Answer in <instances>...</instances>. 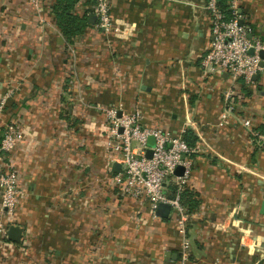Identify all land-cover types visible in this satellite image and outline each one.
I'll list each match as a JSON object with an SVG mask.
<instances>
[{
	"label": "crops",
	"instance_id": "obj_1",
	"mask_svg": "<svg viewBox=\"0 0 264 264\" xmlns=\"http://www.w3.org/2000/svg\"><path fill=\"white\" fill-rule=\"evenodd\" d=\"M57 1L42 0L37 15L0 0V139L11 125L23 136L0 153L22 190L13 220L1 219L22 237L0 238V264H264V148L243 125L264 135V69L239 80L219 127L232 81L200 68L212 41L206 0H108L107 32L92 1L78 0L74 11L95 18L71 42ZM235 1L264 40V0ZM103 107L138 108L144 127L195 138L186 261L172 215L153 219L113 187Z\"/></svg>",
	"mask_w": 264,
	"mask_h": 264
},
{
	"label": "built area",
	"instance_id": "obj_2",
	"mask_svg": "<svg viewBox=\"0 0 264 264\" xmlns=\"http://www.w3.org/2000/svg\"><path fill=\"white\" fill-rule=\"evenodd\" d=\"M35 14L41 12L42 0H25ZM93 14L96 17V27L102 31L111 29L110 5L108 0H91ZM218 0H206L205 9L211 17L212 41L200 60V68L204 74L218 75L226 73L232 81V87L223 95L224 113L221 121L233 113L234 87L239 80L245 84L252 82L255 75L264 69V40L252 36L251 28L244 25V18L237 11L236 1L230 3L231 17L227 18L219 9ZM242 21L239 25L238 21ZM253 53H249V50ZM263 66H260V63ZM12 93V89L9 90ZM102 117L108 123L107 149L109 159L120 165L118 173L111 174V183L119 192L135 201L138 207L148 206V212L153 219L158 204L170 207L180 234L182 235L181 260L186 261L188 245L185 241V228L190 215L180 200V195L188 180L190 161L188 157L193 152L184 139L186 127L180 133L144 127L143 115L138 108L132 112H123L120 107H103ZM121 111V113L119 112ZM243 125L250 130L253 138H257L264 148V135L251 130L249 119ZM121 130V131H120ZM149 138L154 144L148 146ZM23 141L22 133L13 125L8 126L0 139V153L10 154ZM151 156L146 157L147 150ZM183 167L181 175H175L177 167ZM172 187L175 188L173 191ZM22 190L19 186V174L15 167L0 162V238L7 239L9 226L4 225L2 218L12 221L18 207ZM139 207V208H140ZM168 215V216H169Z\"/></svg>",
	"mask_w": 264,
	"mask_h": 264
},
{
	"label": "trees",
	"instance_id": "obj_3",
	"mask_svg": "<svg viewBox=\"0 0 264 264\" xmlns=\"http://www.w3.org/2000/svg\"><path fill=\"white\" fill-rule=\"evenodd\" d=\"M232 0H218V7L222 13L227 17H231L230 3ZM78 0H58L56 5L53 7L54 15L56 16L57 26L60 29L62 35L71 42L73 38H77L86 30L89 26L88 15H79L74 11ZM243 24L250 27L251 26L243 21ZM184 139L189 147H192L195 142V138L191 133L184 134ZM173 191L175 190L172 187ZM184 192L180 195V200L183 206L186 208V213L190 215L192 208L190 205L186 204Z\"/></svg>",
	"mask_w": 264,
	"mask_h": 264
},
{
	"label": "water",
	"instance_id": "obj_4",
	"mask_svg": "<svg viewBox=\"0 0 264 264\" xmlns=\"http://www.w3.org/2000/svg\"><path fill=\"white\" fill-rule=\"evenodd\" d=\"M95 17H90L89 18V21L92 22L94 20ZM239 22V25H242V21H238ZM249 53H253V50H249ZM260 57L261 58H264V52H260ZM260 66L262 67L263 66V63L261 62L260 63ZM121 131V130H120ZM148 146L149 147H152L153 144H154V140L153 138H149L148 140ZM151 156V150L148 149L147 152H146V157H150ZM119 169H120V165L118 163H114L112 165V172L113 173H118L119 172ZM183 172V167L179 166L175 169L174 171V174L175 175H181ZM262 210H264V203L262 204ZM169 212H170V207L166 204H158L157 208H156V211H155V215L160 218V219H166L169 215ZM7 239L11 242H14V243H19L20 242V239L22 237V229L18 226H10L7 233Z\"/></svg>",
	"mask_w": 264,
	"mask_h": 264
}]
</instances>
